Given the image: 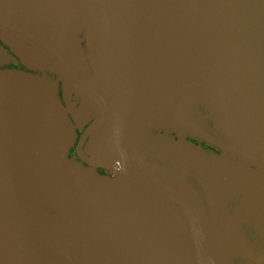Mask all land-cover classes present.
Masks as SVG:
<instances>
[{"label":"water","instance_id":"water-1","mask_svg":"<svg viewBox=\"0 0 264 264\" xmlns=\"http://www.w3.org/2000/svg\"><path fill=\"white\" fill-rule=\"evenodd\" d=\"M4 1L11 10L30 12L51 25L86 27L96 69L91 96L99 105L107 97L113 112L107 159L88 161L125 177L135 196L129 203L87 187L72 197L69 209L81 230L99 238L104 250L126 252L136 264H193L179 207L198 264H233V254L264 264V255L248 246L240 218H224L228 199L218 180L203 170L210 224L197 190L137 151L153 123L174 119L264 169V0ZM200 90L210 97L232 144L183 112L185 99ZM13 188L48 245L69 258L67 264H91L66 250L19 183ZM0 221L5 222L1 209ZM0 256L14 264H63L1 238Z\"/></svg>","mask_w":264,"mask_h":264},{"label":"flooded vegetation","instance_id":"flooded-vegetation-1","mask_svg":"<svg viewBox=\"0 0 264 264\" xmlns=\"http://www.w3.org/2000/svg\"><path fill=\"white\" fill-rule=\"evenodd\" d=\"M95 78L83 24L51 25L30 12L11 10L0 0V209L5 219L0 221V238L31 248L51 261H70L48 245L17 200L13 188L17 182L66 250L78 252L91 264H134L121 251L104 250L103 242L81 230L69 213L72 197L84 189L105 191L129 203L135 196L125 177L88 161L107 159L112 130L113 112L107 97L103 95L105 105H99L91 96ZM213 134L232 144L225 132ZM141 145L140 138L137 151L144 158ZM219 149L212 151L229 153ZM233 157L258 174L246 189L237 176H225L220 166L224 177L217 166L207 170L226 193L224 218H240L241 232L251 243L261 237L254 246L264 255V232L260 234V224L264 227V169ZM187 181L200 194L211 224L203 178ZM178 209L189 232L193 264H198L188 219ZM230 260L250 264L242 254H233ZM15 262L0 256V264ZM72 264L80 263L74 260Z\"/></svg>","mask_w":264,"mask_h":264},{"label":"trees","instance_id":"trees-1","mask_svg":"<svg viewBox=\"0 0 264 264\" xmlns=\"http://www.w3.org/2000/svg\"><path fill=\"white\" fill-rule=\"evenodd\" d=\"M183 104H185L183 112L207 132L213 136V133L224 134L212 101L206 92L200 90L190 94ZM154 125L161 126L164 131H156L144 140L142 144L144 161L161 165L186 181L190 178L196 182L202 180L203 170L208 172L209 166H219L212 160V150L219 148L204 141L178 121L171 119L170 122H155L145 133L150 132ZM229 155L235 156L231 153ZM225 176L230 174L226 172ZM67 247L73 249L69 244ZM122 253L129 261L136 264L126 252Z\"/></svg>","mask_w":264,"mask_h":264},{"label":"rangeland","instance_id":"rangeland-1","mask_svg":"<svg viewBox=\"0 0 264 264\" xmlns=\"http://www.w3.org/2000/svg\"><path fill=\"white\" fill-rule=\"evenodd\" d=\"M156 131H164V128H162L161 126H158V125L157 126L154 125L150 132L144 133L141 136L142 144L146 138L151 137L154 134V132H156ZM141 148H142V145H141ZM212 154H213L212 160L215 162V164L217 162V164L222 168L224 175L226 172H228L231 175L237 176L240 179V181L242 182V184H244L243 186L245 187V189L248 187L247 184L251 183L253 181L254 177L256 175H258L256 173H254V171H252L253 168H251V170H250L248 168V165L244 161L239 159L238 157H233V156L229 155V153L226 154V153H223L220 151H212ZM217 169H218V173L221 176H223V173L219 169L218 166H217ZM72 222H74V220H72ZM260 229H261L260 234H262V232H264V227L261 224H260ZM260 229L258 228V232ZM257 239H261V237L254 239L252 241V243H251V241H249L247 239L248 246L251 248H254L256 250L254 244L257 246V244H256Z\"/></svg>","mask_w":264,"mask_h":264},{"label":"crops","instance_id":"crops-1","mask_svg":"<svg viewBox=\"0 0 264 264\" xmlns=\"http://www.w3.org/2000/svg\"><path fill=\"white\" fill-rule=\"evenodd\" d=\"M119 251V250H118ZM121 252H123V251H121Z\"/></svg>","mask_w":264,"mask_h":264}]
</instances>
